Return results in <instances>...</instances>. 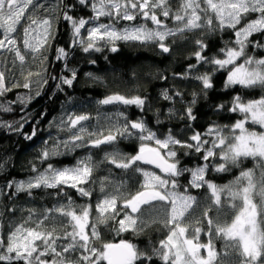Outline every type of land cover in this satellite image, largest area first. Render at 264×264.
I'll return each mask as SVG.
<instances>
[{"label": "snow or ice", "instance_id": "obj_1", "mask_svg": "<svg viewBox=\"0 0 264 264\" xmlns=\"http://www.w3.org/2000/svg\"><path fill=\"white\" fill-rule=\"evenodd\" d=\"M78 5L90 8L91 15L69 14ZM54 22L70 25V43L54 47ZM197 31L201 36L191 53L195 63L173 73V79L199 85L178 117L186 122L179 131H162L160 109L154 113L155 125L145 118L150 110L146 95L109 91L94 100L93 116L81 109L86 101L66 92L65 86L74 88L78 78L77 70L69 67L77 49L88 55L117 53L121 44L138 43L170 55L177 42H187L186 33ZM217 34L222 46L213 52L215 41L208 37ZM53 48L55 59L65 62L59 75L49 71L47 53ZM249 48L264 50V0H178L175 8L172 0H0V97L20 87L29 90L15 100L0 101V112H12L13 104L23 111L49 89L52 96L65 94L59 115L47 125L56 134L49 132L42 140L35 158L39 163L32 162L34 175L6 184L14 189L6 194L9 200L18 194L33 197V190L44 189L55 201L42 210L27 209L26 218L5 230L0 264H264V56L249 55ZM17 70L23 83H11ZM86 76L100 80L92 73ZM219 79L221 93L235 94L216 104V112L239 118L196 130L192 122L198 119L193 114L197 97L202 93L207 99ZM257 89L258 97L245 98ZM160 95L165 101L183 100L180 90L165 88ZM167 111L169 120L177 118L175 107ZM39 115L46 118L44 112ZM28 118L30 114L21 118L19 128L3 121L0 127L32 141L40 121L30 134L21 133ZM59 157L74 162L53 160ZM247 159L254 161L253 168H241ZM234 169H240L238 175L219 182ZM101 170L106 174L98 175ZM193 190L204 192V202ZM77 198L86 202L77 203ZM154 225L166 235L151 254L126 239L103 241V228L119 237L141 235ZM217 241L223 242L222 249Z\"/></svg>", "mask_w": 264, "mask_h": 264}, {"label": "trees", "instance_id": "obj_2", "mask_svg": "<svg viewBox=\"0 0 264 264\" xmlns=\"http://www.w3.org/2000/svg\"><path fill=\"white\" fill-rule=\"evenodd\" d=\"M56 0H47L46 4H55ZM71 3V0H68ZM173 8L178 6V0H172ZM69 14H74L77 17L91 15L90 8H83V6H76L69 9ZM46 15V13H43ZM106 18H102V21ZM57 39L53 41L55 46H64L70 43V25L62 22H54ZM123 23L120 25L123 26ZM169 27L175 26L173 22L167 21ZM149 26L152 25L149 22ZM188 37L187 42L179 41L173 46L172 53L163 54L159 53V50L154 45L140 46L138 43L121 44L120 51L117 53H111L105 51L103 54L94 53L88 55L80 52L78 49L72 53L69 58V67L77 70V80L74 81V88H66V92L74 97H77L80 101H86L81 105V109L88 111L95 116V104L94 100L101 98L109 91H121L128 95L141 94L149 97L150 110L146 112L145 118L149 122L155 125L154 113L157 109H160L163 113L160 119L164 121V129L175 127L177 131L185 126L184 121L178 119L183 113L184 109L192 100V93L194 91L199 92V85L194 81H184L179 78L173 79V73L182 72L188 63H195L194 57H191L196 48L194 41L200 38L201 32L186 33ZM220 35L217 34L214 37H208L215 41V45L212 48L214 52L217 48L222 46L220 41ZM224 39H228V35L223 36ZM260 39V37H257ZM211 54V53H209ZM49 56V71L53 75H59L61 69L64 67V61H57L55 59L54 48L48 51ZM249 55L264 56V50L253 51L249 48ZM104 56H108L109 59L106 61ZM95 59V64H90L87 61ZM10 66V65H9ZM31 70L36 71L35 65L31 66ZM205 69L200 68L199 71L203 72ZM86 73H92L94 77H100V80H94ZM135 73V75H133ZM70 75V73H65ZM162 76H166L167 80L162 79ZM19 80L20 83L23 81L19 77V71L17 70L16 79L12 80L11 83H16ZM51 87H54V83H51ZM223 80L219 79L216 81V89L208 93V98L205 99L201 93L197 97V103L194 106L193 114L198 117L196 121H193V127L196 130L203 131L211 122L218 124H231L237 118L235 114L224 112H216L215 105L222 101L230 100L231 96L235 93L229 92L228 94L221 93L219 89L222 87ZM11 86V85H9ZM168 88L171 91L180 90L183 93V100L177 97L174 101H165L161 97L160 93L163 89ZM35 89V85H33ZM28 89L23 87L13 89V91L6 95V97H0L2 100H15L17 94H26ZM34 94V93H33ZM260 90H249L246 93L247 98H255L260 95ZM51 96V100L49 97ZM65 99L64 93H59L57 96H52L51 89H49L46 95L42 94L41 97H36L35 100L29 102V105L21 111L20 104H13L12 112H0V121L8 124H14L15 127H20L21 118L29 116L25 122L24 127L20 130L21 133L30 134L32 127L39 120L38 127L40 132L37 137H34L32 141L24 139L23 134H18L15 131H10L8 128L0 127V165L3 168L0 169V212L3 213L0 216V236L5 235V230L10 225L19 222L20 220L27 217V209L35 208L42 210L45 207H51L55 201L54 197L46 195L44 189L33 190V197H28L26 194H18L13 196L11 200L6 198V194L14 191L12 188L6 187L8 180H21L27 179L34 175L31 170L32 162L39 163L35 158L38 155L37 149L40 146L42 140L48 138L49 132L53 135L56 134L55 129H49L47 127L48 121L54 116L59 115L61 111V105ZM175 107L177 109V118L169 120L168 108ZM47 109V111H46ZM108 111H114L110 106H105ZM132 111V110H130ZM45 113V119H41L40 113ZM138 110L132 112V118L134 119ZM257 130H259L257 128ZM190 134L185 132L181 139L187 137ZM78 154L84 155L82 150H78ZM102 155V153L100 154ZM100 156H97L99 159ZM59 159L63 163L74 162L70 161L69 158L59 157L53 158V160ZM254 161L251 159L244 160L241 168H253ZM240 169H234L232 174H224L225 179L219 181L226 183L228 180L233 179L234 175L239 174ZM106 174L103 170L98 172V175ZM257 177H259V171H257ZM193 194H199L200 199L204 202V192L201 190H193ZM43 197V199H41ZM86 200L77 198V203H85ZM256 202L259 203V197L256 198ZM94 203V201H93ZM202 206H206V203H202ZM11 209V211H9ZM216 213L213 212V216ZM231 213L228 219H231ZM157 229H160L159 231ZM166 235V231L160 228V225H154L151 228L146 229L141 235H134L131 232L122 233L119 237L115 233L110 232L108 228L102 229V236L104 242H119L120 239H126L131 243L135 244L140 251L148 252L151 254L153 247H158L159 240L163 239ZM207 237H204L206 241ZM217 248L222 249L223 242L217 241ZM99 246V245H98ZM156 264H161V261L156 260Z\"/></svg>", "mask_w": 264, "mask_h": 264}, {"label": "rangeland", "instance_id": "obj_3", "mask_svg": "<svg viewBox=\"0 0 264 264\" xmlns=\"http://www.w3.org/2000/svg\"><path fill=\"white\" fill-rule=\"evenodd\" d=\"M47 0H40L41 3H46ZM43 15V13H41ZM86 34V33H85Z\"/></svg>", "mask_w": 264, "mask_h": 264}]
</instances>
